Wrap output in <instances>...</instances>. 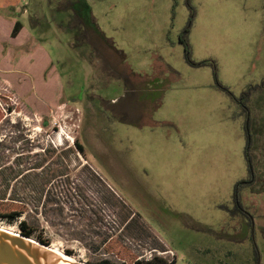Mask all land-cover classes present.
I'll use <instances>...</instances> for the list:
<instances>
[{"label": "rangeland", "instance_id": "rangeland-1", "mask_svg": "<svg viewBox=\"0 0 264 264\" xmlns=\"http://www.w3.org/2000/svg\"><path fill=\"white\" fill-rule=\"evenodd\" d=\"M85 1L82 25L81 0L4 8L0 166L45 160L35 235L85 264H264V0ZM192 11L213 66L184 59Z\"/></svg>", "mask_w": 264, "mask_h": 264}, {"label": "trees", "instance_id": "trees-1", "mask_svg": "<svg viewBox=\"0 0 264 264\" xmlns=\"http://www.w3.org/2000/svg\"><path fill=\"white\" fill-rule=\"evenodd\" d=\"M79 1V0H78ZM83 4L87 7L86 10L80 11L75 10L74 13L77 15V18L81 21L80 25L84 24V21L87 20L89 17L91 19L90 8L86 4L85 0ZM42 9V7H40ZM29 12V11H28ZM85 17L87 18H84ZM83 19V20H82ZM193 20V11L190 14V18L188 20L187 26L181 31L179 35L180 44L184 48V59L185 61L192 67H200L204 65H212L210 61H202V62H195L191 59L190 56V49L187 42V35L190 32V27ZM23 27V23L20 20H16L12 30V37L17 36L20 30ZM77 31V29H75ZM215 75V70L213 71ZM263 86V83L261 84ZM259 86H256L257 88ZM243 96H248V92L243 93ZM74 148L77 152L82 155L84 153V146L78 141H74ZM42 153L44 155L46 153H50L48 148H42ZM246 159L249 161L248 154L246 153ZM23 160V155H19L16 157L14 161V165H2L0 166V175L4 177L2 180L3 184V191H0V206L4 204V210L0 208V220H4L8 223H17L19 231L22 235L27 237H31L36 239L37 241L49 245V242L46 239H43L41 236L35 235V229L33 224L29 222L25 216L30 215L33 208L38 205L40 201V193H43L44 188L49 184V178L44 176V174H48L47 171H43L44 167L43 164L45 160L41 159L36 162L30 163L27 159ZM24 164V165H23ZM251 169V165L250 168ZM49 170V168L47 169ZM241 183L237 184L240 185ZM236 194L234 196V199ZM239 202V201H238ZM32 206V208L30 207ZM241 204L235 205V211L241 212ZM233 212V211H232ZM257 262V258H256ZM94 264H115L109 263L108 261H101ZM118 264V263H116ZM125 264V263H120ZM133 264H141L140 261H136ZM143 264H165L161 259H154L151 261H147ZM173 264V263H169ZM220 264V263H219Z\"/></svg>", "mask_w": 264, "mask_h": 264}, {"label": "water", "instance_id": "water-1", "mask_svg": "<svg viewBox=\"0 0 264 264\" xmlns=\"http://www.w3.org/2000/svg\"><path fill=\"white\" fill-rule=\"evenodd\" d=\"M0 264L71 263L60 258L49 245L15 231L0 229Z\"/></svg>", "mask_w": 264, "mask_h": 264}, {"label": "crops", "instance_id": "crops-1", "mask_svg": "<svg viewBox=\"0 0 264 264\" xmlns=\"http://www.w3.org/2000/svg\"><path fill=\"white\" fill-rule=\"evenodd\" d=\"M13 0H0V41L1 40H4V39H7V37L9 35H11L12 33V30L10 31L9 30V27L11 25V23L14 22V19L17 18V16L13 15L12 13H7L6 15H4V8H11L15 5V3H11ZM11 4V5H9ZM26 10V9H25ZM18 20V19H17ZM15 23V22H14ZM14 26V25H13ZM24 26L22 27V29L20 30V33L24 32ZM20 35V34H19ZM18 35V36H19ZM180 35V34H179ZM17 36V37H18ZM12 37V35H11ZM16 37V36H15ZM16 37V38H17ZM152 66V65H150ZM264 80V79H263ZM136 82H140L138 80H136ZM162 84V83H161ZM158 87V84L156 85ZM135 90H136V86H135ZM162 89H157V94L161 91ZM156 98H157V95H156ZM147 100V99H146ZM149 100V99H148ZM160 98L158 97L155 101H154V104L156 106V109L160 107V105L162 104L161 102H159ZM260 100V98H259ZM148 101H146L147 103ZM148 103H153L151 100H149ZM262 128L264 129V125H262ZM263 135H264V132H262ZM249 157V155H248ZM250 159V157H249ZM254 182V180H253Z\"/></svg>", "mask_w": 264, "mask_h": 264}, {"label": "bare ground", "instance_id": "bare-ground-1", "mask_svg": "<svg viewBox=\"0 0 264 264\" xmlns=\"http://www.w3.org/2000/svg\"><path fill=\"white\" fill-rule=\"evenodd\" d=\"M0 229H5V228L0 226ZM51 248H52V247H51ZM52 249H54V248H52ZM54 250L56 251V253L58 254V256H59L60 258L66 260V261H68V262H70L71 264H79V263H78L77 261H75L71 256H68V255H66V254H64V253H61V252L57 251L56 249H54Z\"/></svg>", "mask_w": 264, "mask_h": 264}, {"label": "flooded vegetation", "instance_id": "flooded-vegetation-1", "mask_svg": "<svg viewBox=\"0 0 264 264\" xmlns=\"http://www.w3.org/2000/svg\"><path fill=\"white\" fill-rule=\"evenodd\" d=\"M250 171H252V170L250 169ZM243 183H244V184H245V183H246V184H251V183H253V180L250 178L249 180H244ZM235 198H236V197H235ZM234 203H235V205H238L239 202H238V199H237V198L235 199ZM240 209H241V208H240ZM241 211H243V212H241L242 214H245V209H244V208H242Z\"/></svg>", "mask_w": 264, "mask_h": 264}]
</instances>
